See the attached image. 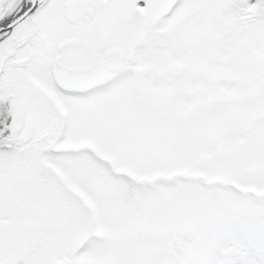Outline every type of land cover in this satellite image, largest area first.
<instances>
[{
    "label": "snow or ice",
    "instance_id": "1",
    "mask_svg": "<svg viewBox=\"0 0 264 264\" xmlns=\"http://www.w3.org/2000/svg\"><path fill=\"white\" fill-rule=\"evenodd\" d=\"M0 264H264V0H0Z\"/></svg>",
    "mask_w": 264,
    "mask_h": 264
}]
</instances>
